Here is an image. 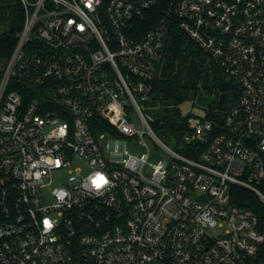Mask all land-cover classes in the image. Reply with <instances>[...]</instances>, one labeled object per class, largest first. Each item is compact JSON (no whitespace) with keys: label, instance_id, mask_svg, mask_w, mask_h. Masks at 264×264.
I'll use <instances>...</instances> for the list:
<instances>
[{"label":"built area","instance_id":"1","mask_svg":"<svg viewBox=\"0 0 264 264\" xmlns=\"http://www.w3.org/2000/svg\"><path fill=\"white\" fill-rule=\"evenodd\" d=\"M16 2L0 264H264V0ZM173 29L239 91L171 149L144 106Z\"/></svg>","mask_w":264,"mask_h":264},{"label":"trees","instance_id":"2","mask_svg":"<svg viewBox=\"0 0 264 264\" xmlns=\"http://www.w3.org/2000/svg\"><path fill=\"white\" fill-rule=\"evenodd\" d=\"M21 24L22 14L16 0H0V63L11 52ZM238 91L213 59L181 31L173 29L154 81L150 105L157 107V112L151 125L163 139L169 134L181 137L191 125L190 116L180 114L182 104L192 103L203 109V119L212 120L237 99Z\"/></svg>","mask_w":264,"mask_h":264},{"label":"rangeland","instance_id":"3","mask_svg":"<svg viewBox=\"0 0 264 264\" xmlns=\"http://www.w3.org/2000/svg\"><path fill=\"white\" fill-rule=\"evenodd\" d=\"M156 110H157V107H155V106H152V105H149V104L144 106V114L150 120V122L155 120V115H156V112H157ZM179 111H180V114L183 117L190 116V122H191L192 125L196 124L198 119H202V118L205 117V112L203 111V109L193 105L190 102H186V103L182 104L179 107ZM153 131H154L155 135L157 136V138L164 145H166L167 147H169L171 149L174 148L173 141L171 139V135L170 134L168 135V137L166 139H163V138L160 137L158 131H155L154 129H153ZM216 233H217V231L212 233V234H216Z\"/></svg>","mask_w":264,"mask_h":264}]
</instances>
